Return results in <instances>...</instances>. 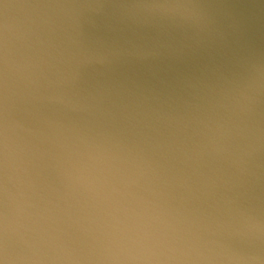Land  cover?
I'll return each instance as SVG.
<instances>
[{
    "label": "water",
    "instance_id": "obj_1",
    "mask_svg": "<svg viewBox=\"0 0 264 264\" xmlns=\"http://www.w3.org/2000/svg\"><path fill=\"white\" fill-rule=\"evenodd\" d=\"M0 264H264V0H0Z\"/></svg>",
    "mask_w": 264,
    "mask_h": 264
}]
</instances>
